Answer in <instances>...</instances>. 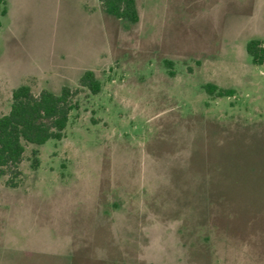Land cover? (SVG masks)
Here are the masks:
<instances>
[{"label": "rangeland", "instance_id": "374dc122", "mask_svg": "<svg viewBox=\"0 0 264 264\" xmlns=\"http://www.w3.org/2000/svg\"><path fill=\"white\" fill-rule=\"evenodd\" d=\"M4 2L0 116L21 85L101 91L0 178V264H264V0Z\"/></svg>", "mask_w": 264, "mask_h": 264}, {"label": "trees", "instance_id": "16d2710c", "mask_svg": "<svg viewBox=\"0 0 264 264\" xmlns=\"http://www.w3.org/2000/svg\"><path fill=\"white\" fill-rule=\"evenodd\" d=\"M99 5L109 17L118 21L136 24L139 21L136 0H98ZM1 15L6 14L5 2L0 0ZM246 53L252 64H264V47L261 41H250ZM166 66H172L166 61ZM170 76L173 73L169 72ZM206 93L214 98L231 96L232 89L219 88L213 84L204 86ZM81 90L91 95L99 94L101 83L91 71L80 77L77 88L64 85L57 92L43 89L34 94L29 86L21 85L13 90L9 111L0 116V178L8 177L6 184L15 187V180L21 172L19 166L25 145L41 146L46 142L61 141L64 138L70 113L77 110L75 100ZM32 168L38 167L36 151L33 152Z\"/></svg>", "mask_w": 264, "mask_h": 264}, {"label": "crops", "instance_id": "0c3cea01", "mask_svg": "<svg viewBox=\"0 0 264 264\" xmlns=\"http://www.w3.org/2000/svg\"><path fill=\"white\" fill-rule=\"evenodd\" d=\"M136 2H137V0H136ZM137 5V4H136ZM138 10V9H137Z\"/></svg>", "mask_w": 264, "mask_h": 264}]
</instances>
